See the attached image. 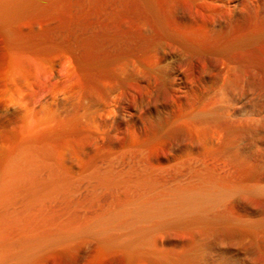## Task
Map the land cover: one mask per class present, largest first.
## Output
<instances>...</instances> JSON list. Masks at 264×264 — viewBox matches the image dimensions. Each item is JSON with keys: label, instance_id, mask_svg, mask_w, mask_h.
I'll return each mask as SVG.
<instances>
[{"label": "rangeland", "instance_id": "rangeland-1", "mask_svg": "<svg viewBox=\"0 0 264 264\" xmlns=\"http://www.w3.org/2000/svg\"><path fill=\"white\" fill-rule=\"evenodd\" d=\"M34 1L0 20V172L44 162L0 214L53 239L16 264H264V0ZM203 181L210 223L67 233Z\"/></svg>", "mask_w": 264, "mask_h": 264}, {"label": "bare ground", "instance_id": "bare-ground-1", "mask_svg": "<svg viewBox=\"0 0 264 264\" xmlns=\"http://www.w3.org/2000/svg\"><path fill=\"white\" fill-rule=\"evenodd\" d=\"M32 1L35 2L34 0H0V20L2 19V21L4 22L10 21L12 17L21 13V11H23V8ZM245 1L247 0H226L223 1V6L226 10H232ZM27 149L28 147L25 148V151ZM25 151L24 149L19 150V152H17L13 156L12 160H10L5 168L0 172V209H7L8 207H11V205H13L15 201H19V195L21 194L20 192H22L23 189L29 190V188H26L28 186L26 182L30 180V175H33L30 174L32 173L33 169H31V167H33V165H36L35 161H38V159H43L37 158V154L35 153L36 156L33 162L31 161L33 160L31 159V157L29 158V156L24 155ZM33 151H35L34 148ZM37 151L38 149L35 152ZM38 157H40V154H38ZM40 162L43 163L44 161L42 162L40 160ZM40 162L39 166H41ZM203 182L199 185L196 184V186L191 185V187L189 185H180L171 189L168 188L165 191L161 192L153 190L147 193L145 196H140V194L138 197L136 196L137 198H130V202L128 201L126 205L121 206L122 208L120 207V209L118 208L116 210L106 212L105 214L103 213V215H101V217L99 216L98 220L96 219V221L87 222V224L83 225L82 227H77V225L73 226L74 228L69 231L67 230L68 232L65 229L63 230H65V232H67L71 238L72 236H75L74 234L77 235L81 233H100L102 235V232H104V234L108 233L107 235H109L110 232L112 233V231L117 226L121 227V229L124 228L126 231L129 230L130 233L136 234L137 229L141 228L145 231V234L146 232L152 234L151 232L154 229L159 226L161 227V225L164 226V224L174 225L180 224L182 222L185 223V221L191 222V224L192 222L196 224L197 222L208 223L210 221V213L216 208L217 205L222 204L226 192L219 186V184H216L217 182ZM22 200L26 199L23 198ZM9 215H13L11 217L14 218L13 220H15L14 222H16L17 224L14 223V226L12 224L9 225V222H6V217H4L5 215L3 216L0 214V264H16V262H18L19 260H27L28 255H30L29 253L31 249H33L32 247H35L34 244L37 243L39 238L38 236V238L34 239L30 236L31 234L32 236H34L33 232L35 230L33 231L31 229L33 228L31 223L30 225L29 223H22L21 216L24 214L21 215L17 212H13V214L9 213ZM215 217H219V219L213 217L215 220L220 221L221 218L225 220L224 217L220 214L219 216ZM40 228L42 227L40 226ZM59 232L57 233L56 231L58 236ZM62 232L64 233V231ZM56 233L54 235H57ZM67 233L65 234L67 235ZM63 235L60 236L61 238H57L58 236H56L55 238L57 239V241H59L60 239H62ZM41 237L43 238V236H40L39 241H42L38 242L42 244H47L49 240L53 239H49L50 237H48V235H45L44 238L47 240L49 239L47 242H45V239H42ZM130 237L133 238V235L131 234ZM137 237L139 236L137 235ZM136 239L133 240V243L136 241ZM39 243L37 244L39 245Z\"/></svg>", "mask_w": 264, "mask_h": 264}]
</instances>
